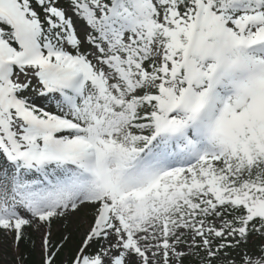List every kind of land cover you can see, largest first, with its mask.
Returning a JSON list of instances; mask_svg holds the SVG:
<instances>
[{
  "label": "snow or ice",
  "instance_id": "6c2138e0",
  "mask_svg": "<svg viewBox=\"0 0 264 264\" xmlns=\"http://www.w3.org/2000/svg\"><path fill=\"white\" fill-rule=\"evenodd\" d=\"M0 235L264 264V0H0Z\"/></svg>",
  "mask_w": 264,
  "mask_h": 264
},
{
  "label": "rangeland",
  "instance_id": "374dc122",
  "mask_svg": "<svg viewBox=\"0 0 264 264\" xmlns=\"http://www.w3.org/2000/svg\"><path fill=\"white\" fill-rule=\"evenodd\" d=\"M79 228L80 226L76 225V231H79ZM5 238L6 237L0 235V264H12L10 260L13 254L11 249L5 243Z\"/></svg>",
  "mask_w": 264,
  "mask_h": 264
},
{
  "label": "trees",
  "instance_id": "16d2710c",
  "mask_svg": "<svg viewBox=\"0 0 264 264\" xmlns=\"http://www.w3.org/2000/svg\"><path fill=\"white\" fill-rule=\"evenodd\" d=\"M59 235V233H58ZM75 238H76V233H73V240L69 242L68 244V249L70 250L74 244H75ZM5 243L7 244V246L11 249L12 251V256H11V260L10 262L12 264H16V259H17V254L13 251L12 247H11V241L8 238H5ZM28 252H30V248L27 244H22L21 248H20V253L22 254H27ZM63 258V257H62ZM32 259H35V254L32 255Z\"/></svg>",
  "mask_w": 264,
  "mask_h": 264
}]
</instances>
